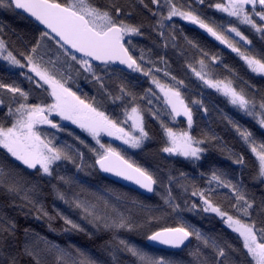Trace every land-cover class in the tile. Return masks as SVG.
Segmentation results:
<instances>
[{
	"label": "snow or ice",
	"instance_id": "snow-or-ice-1",
	"mask_svg": "<svg viewBox=\"0 0 264 264\" xmlns=\"http://www.w3.org/2000/svg\"><path fill=\"white\" fill-rule=\"evenodd\" d=\"M205 2L0 0V13L28 23L27 31L0 28V61L19 72L0 77V264H264V0L209 2L225 14L219 22L205 18ZM177 18L230 49L261 83L244 80L238 88L230 77L241 78L222 55L187 35ZM240 26L258 35L259 47ZM173 55L185 76L252 122L223 117L238 150L214 128H200L198 116H208L209 106L203 91L188 99ZM220 65L229 76H219ZM149 142L160 145L155 167L127 155ZM212 150L230 161L228 169L213 163L204 170ZM97 169L134 187L93 190L80 174ZM186 213L219 218L224 234L204 231ZM80 234L107 237L98 245L107 259L86 255L71 240ZM133 235L184 256L147 251Z\"/></svg>",
	"mask_w": 264,
	"mask_h": 264
},
{
	"label": "trees",
	"instance_id": "trees-1",
	"mask_svg": "<svg viewBox=\"0 0 264 264\" xmlns=\"http://www.w3.org/2000/svg\"><path fill=\"white\" fill-rule=\"evenodd\" d=\"M216 3L217 0H206L204 5V16L205 18H210L212 20H216L219 22L222 18H224L225 14L218 13L213 9H209L207 7L208 3ZM177 22L180 24L181 27L185 28V32L189 36L196 37L199 39L202 45H204L207 49L211 50L212 52H219L222 55L224 64H228L240 77L241 79H237L235 77L233 78L235 81V84L238 88L245 87L243 81L249 80L252 83H256L259 85L261 83V80L259 78H256L251 74L247 68L246 65H244L243 61L239 59V57L230 51H227L226 49H222L216 42L213 40L208 39L203 33H199L194 27L188 26L183 22H180L177 18ZM241 30L245 32L246 35L249 36L250 39L253 40L254 45L256 47H259L262 43L259 40L258 35L254 34L253 31L249 30L246 26H240ZM0 28H4L5 31H9L10 29H16L19 30H25L28 29V23L27 21L21 20L19 17L14 16L10 13L3 12L0 13ZM183 63V60H177L176 57L172 56V70L174 74H176L179 78L185 79L186 84L188 85V89L186 91V95L189 100L192 99L193 96L196 98H201L200 93L203 91V98L205 100V103L209 106L210 112L209 115L206 117L201 118L198 116V121L200 124V128H203L205 125H208L212 128H214L218 135H220L225 142H227L229 145L235 144L237 147V150L239 149V144L235 140V133L230 130V126L227 125V121L223 119L225 115L233 118L234 120L239 121L241 124L251 126V121L248 117L243 116V114L237 112L236 109H234L231 105L227 103V101L220 96L219 94L214 93V90L207 89L203 85H201L198 81H196L195 77L185 76L184 71L181 69V64ZM5 65L2 61H0V77L4 78H15L19 76V72L14 71H5ZM216 71L218 72L220 77L229 76V73L224 71L223 65H220ZM25 87L27 86V82L24 81ZM82 88L85 92H88L89 95L94 94V90L92 89L91 85L81 84ZM145 87H147V83L144 84ZM69 131H73L77 135H83L78 128L75 126L68 124ZM149 129L150 131L155 134L157 131V125L149 121ZM197 132H199V128L197 129ZM60 138L62 140H67L69 143H73L72 137H69L67 133H60ZM90 139V138H89ZM103 142L105 143H112L114 147H121L122 145L104 138ZM125 149L127 147L123 146ZM160 145L156 142H149L146 147H144L143 151L136 150V149H130L127 150V155L134 161L143 164V165H151L155 167V165L160 162V158H154L152 153L154 150L158 149ZM166 163H175V161H167ZM215 164L217 167H221L224 169H228L230 165V161L225 160V156L221 155L219 152L212 150L211 154L206 158L205 161H203L204 164V170L210 169L212 164ZM177 167H181L184 170H190L191 165H181L179 163H176ZM74 171V169H73ZM86 183L92 187L93 190L103 188L104 186H110L114 189H117L119 191H129V187L125 185H120L119 183L108 179L107 177L100 174L98 169L94 171L90 176H85L84 173L80 174ZM153 202H155V198H153ZM186 218L189 219L191 223H193L195 226L202 228L204 231L212 233V234H224L225 232V226L222 225V222L219 220V218H205L201 219L200 217L193 216L192 214L186 213ZM62 222H55L53 227L59 229L61 228ZM34 227L38 231H40L42 234L48 235L50 238H56L52 233L48 232L47 226L42 224H35ZM227 232H230V230H227ZM235 234H233L234 236ZM66 238L60 237L59 240L61 243L64 242ZM103 239H107V237H103L100 240H90L87 236L80 234V235H72L71 240L76 243L78 246H80L86 253V255L91 256L93 258H103L107 259L106 256H104L100 250L98 245L103 242ZM131 240L136 243L140 247H144L147 251L153 252L157 255H163V256H174L176 258H180L184 256V253H180L179 251H166L160 248H154L150 245L146 244V237L140 236V235H133L131 236ZM127 259V258H122Z\"/></svg>",
	"mask_w": 264,
	"mask_h": 264
},
{
	"label": "water",
	"instance_id": "water-1",
	"mask_svg": "<svg viewBox=\"0 0 264 264\" xmlns=\"http://www.w3.org/2000/svg\"><path fill=\"white\" fill-rule=\"evenodd\" d=\"M183 23H185V24L188 25V26L190 25V24H188L187 22H183ZM190 26L194 27L199 33H200V32L203 33L208 39L213 40L214 42H216V43H217L222 49L224 48V49H226L227 51H230V49L226 48V46L221 45V44L219 43V41H216L213 37L208 36L207 33H205L202 29H199L198 26H195V25H190ZM98 171H99V170H98ZM99 172H100V171H99ZM100 174H102L103 176L107 177V178L110 179V180H113V181L119 183L120 185H125V186H127V187H129V188H130V187H134V186L131 185L130 182H128V181H124V180H122L121 178H118V177L113 176L112 174H109V173H102V172H100ZM146 244L150 245L151 247H154V248H160V249H163V250H166V251H168V250H170V251H178V250H174V249H169V248H167L166 246H163V245H159V244H156V243H153V242H148L147 240H146Z\"/></svg>",
	"mask_w": 264,
	"mask_h": 264
},
{
	"label": "rangeland",
	"instance_id": "rangeland-1",
	"mask_svg": "<svg viewBox=\"0 0 264 264\" xmlns=\"http://www.w3.org/2000/svg\"><path fill=\"white\" fill-rule=\"evenodd\" d=\"M237 39H238V38H237ZM3 63H4V62H3ZM65 123L71 125L69 122H65ZM72 126H74V125H72ZM75 127H76V126H75ZM104 138L108 139L109 141L112 140V141H114V142H116V143L122 145V142L119 141V140H116L114 137H104ZM125 147H127V146H125Z\"/></svg>",
	"mask_w": 264,
	"mask_h": 264
}]
</instances>
